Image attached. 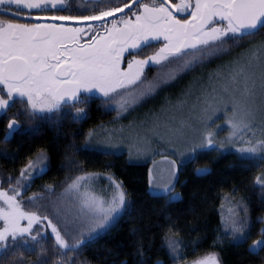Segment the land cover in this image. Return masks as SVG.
Returning <instances> with one entry per match:
<instances>
[{
	"label": "snow or ice",
	"instance_id": "6c2138e0",
	"mask_svg": "<svg viewBox=\"0 0 264 264\" xmlns=\"http://www.w3.org/2000/svg\"><path fill=\"white\" fill-rule=\"evenodd\" d=\"M87 7L88 12H72L69 0H0V12L11 15L0 18V112L7 116L15 103L21 105V111L8 119L0 145H7L20 132L36 135L44 114L55 113L54 122L59 123L65 107L74 109L69 118L80 123L87 118L88 94H98L105 108L114 105L119 116L129 104L152 94L161 82L168 83L182 71L203 67L205 62L242 48L249 41L230 62L231 70L220 89L213 88L199 100V110L193 105L188 118L174 130L177 143H190L191 148L181 152L174 147L172 154L194 157L197 149L220 152L233 148L242 159L264 165V39L252 42L264 33V0H195L194 6L189 0L178 4L169 0H91ZM185 12H190V19L177 18V13L183 17ZM20 16H26L25 22H17L15 18ZM86 32L90 42L81 44ZM161 38L163 46L140 58L154 46L153 41ZM125 53L132 59L127 69L121 70ZM150 65L160 74L153 81L146 79L145 68ZM217 113L223 114L229 130L225 139H219L221 125L214 119ZM25 123L29 127L25 128ZM121 142L123 137L116 130L100 125L99 131H88L82 148L108 157L116 155L110 149ZM134 147L137 154L144 150L129 145L130 156ZM0 157L12 158L7 150L0 152ZM48 161L47 152L40 149L14 182L12 176L8 177V190H0V220L4 223L0 229V264H8L9 256L33 254L36 264H48V229L54 239L52 264H89L79 259L84 249L106 236L130 208L122 182L112 175L107 177L113 190L111 199H107L92 187L101 174L89 172L77 175L65 189L75 197V213L54 203V219L46 214L43 194H34L25 204L18 197L28 190L30 181L47 171ZM169 164L167 181L156 182L150 170L149 185L157 198L163 194L171 202L180 199L176 192L179 168L175 159ZM208 171L207 167L197 168L196 174L202 176ZM255 183L264 192V173ZM47 191L54 189L49 185ZM233 194H226L221 203ZM246 213L245 208V217L240 218L234 212L228 221L222 216L225 235L217 239H228L236 246L247 243L251 228ZM21 221H27V225L22 226ZM33 225L40 227L34 229ZM169 232L178 236L171 228ZM165 242L172 264H188L181 240L166 236ZM248 251L264 253V228L251 240ZM136 252L141 264H147L143 247ZM192 264H223V260L220 252L213 250Z\"/></svg>",
	"mask_w": 264,
	"mask_h": 264
},
{
	"label": "trees",
	"instance_id": "16d2710c",
	"mask_svg": "<svg viewBox=\"0 0 264 264\" xmlns=\"http://www.w3.org/2000/svg\"><path fill=\"white\" fill-rule=\"evenodd\" d=\"M182 72L175 80L161 82L159 87L166 89L178 85ZM148 76V81H153L160 74L154 70ZM73 111L62 109L59 123L54 122L57 120L55 113L44 115L45 118L38 122L39 132L36 135L20 132L7 145H0V152L7 150L12 157H0V179L7 180L12 176L14 180L28 160L44 149L49 157L47 171L30 181L26 191L28 195L50 194L47 191L49 185L54 189L51 193L61 195L67 185L84 172L112 175L122 182L130 202L129 210L106 236L84 249L79 257L81 261L87 260L89 264H141L136 249L142 246L147 264H172L165 242L167 236L183 242L186 247L182 255L188 263L207 252L218 250L223 264H264V253L256 255L248 251L251 240L258 238L264 223V192L255 183L256 177L264 172V165L256 166L234 152H199L193 159L178 166L176 192L180 194V199L170 202L165 196L157 198L149 193V162L133 164L127 161L124 154L106 157L82 148L89 130L119 122L115 107L88 106L87 118L80 123L69 118ZM24 127L29 126L25 123ZM202 167H207L209 171L198 176L196 169ZM99 180L92 185L97 187V190L94 189L97 192L104 188ZM232 193L222 204L224 196ZM245 208L251 239L242 246H236L228 239L218 240L225 235L222 216L228 221L234 212H238L240 218H244ZM169 228L178 236L173 237ZM47 236L50 239L45 245L48 249L46 258L48 264H52L54 239ZM8 264H36V255L9 256Z\"/></svg>",
	"mask_w": 264,
	"mask_h": 264
},
{
	"label": "rangeland",
	"instance_id": "374dc122",
	"mask_svg": "<svg viewBox=\"0 0 264 264\" xmlns=\"http://www.w3.org/2000/svg\"><path fill=\"white\" fill-rule=\"evenodd\" d=\"M259 37L260 38H254L252 42L255 43L264 39V34ZM248 44L249 41H245L242 48L246 47ZM242 48L235 49L218 59L207 61L203 67H197L191 71L182 72L178 85L169 86L166 89L157 87L152 94L140 99L136 103L129 104L127 110L119 115L120 117H118L117 120L119 122H112L111 124L105 125L109 130L114 129L118 135L123 137V142H121L117 148L110 149V151L116 154H124L129 163H150L148 191L151 195L156 196V193L149 185L150 170L155 181L163 184L168 179L170 160H177L179 166L194 158L191 154H172L174 147L180 148L181 152L191 148L190 143H177L174 130L179 128L182 120L188 118L193 105H198L197 110H199V107H202V105H199L198 101L203 99L208 93H211L213 88L217 90L220 89L224 77L227 76L231 70L229 66L230 62L241 54ZM137 92H139V89ZM214 119L221 125L219 139H225L229 130L227 125L223 122V114L217 113ZM121 129H123V132L119 131ZM97 130L99 131V128H97ZM101 135H103V133H101ZM190 138L191 137H189V139ZM169 141H172V143H169ZM132 144L144 150L137 154L136 148L134 147L132 148V154L130 156L129 145ZM202 151H207V149H197L196 154ZM225 152L236 153L233 148H226L220 151V153ZM107 177L108 176H100L99 179L102 180L97 179L103 183L104 188L100 189L98 192L95 191V193L107 199H111L113 190ZM96 188L97 187L93 189L97 190ZM0 190L8 189L0 188ZM159 196L164 195L161 194ZM45 197L46 199L43 201V204L46 206V214L52 216L54 219L56 218L55 208H53L54 203L62 210L72 213L76 211V200L74 196L65 193V196L62 197V194L55 195L50 193L46 194ZM18 199H21L27 204L28 198L24 197L23 193ZM0 205H2V201H0ZM32 207L38 208L39 206L34 205ZM39 210L45 212L44 208H40ZM62 222L63 218H61V223ZM21 225L26 226L27 221H21ZM3 226L4 223L0 220V229H2ZM39 227V225H33L34 229ZM262 228H264V223ZM41 231L43 232L45 229L41 228ZM47 235L51 236L50 229L47 230ZM204 255L205 254L202 256ZM188 264H192V262Z\"/></svg>",
	"mask_w": 264,
	"mask_h": 264
},
{
	"label": "flooded vegetation",
	"instance_id": "af4514ba",
	"mask_svg": "<svg viewBox=\"0 0 264 264\" xmlns=\"http://www.w3.org/2000/svg\"><path fill=\"white\" fill-rule=\"evenodd\" d=\"M145 2H150V0H145ZM181 0H169V3H180ZM189 2L194 6L195 4V0H189ZM91 3V0H69V4L71 5V11L72 12H88L90 11V8L87 7V5H89ZM27 10H25L26 12ZM177 18H187V19H190V12H185L183 14V17L181 16L180 13H177L176 14ZM0 18H11V15L10 13L8 12H0ZM17 20V22H25L26 20V16H20V17H17L15 18ZM31 22H36V21H31ZM59 23V22H57ZM68 26H72L71 24H69ZM90 42V39H89V35L87 34V32L83 35V37L81 38V41L80 43L81 44H87ZM165 43V41L161 38L159 41H153L152 44L154 45L153 47L151 48H147L142 54H141V57L140 58H144L148 55H151L153 54L155 51H157L159 49V47L163 46V44ZM125 57L126 59H124L122 62H121V70H126L127 69V63L129 60L132 59L131 56H128L127 53H125ZM156 71L157 68L156 66H148L145 68V73H146V79L149 80V76L148 75H151V72L152 71ZM141 87H145V86H141ZM6 95V94H4ZM83 96V94H81ZM101 98L99 97L98 94H88V100H87V107L88 106H91V105H101V102H100ZM112 108L115 107L114 105L111 106ZM129 107V106H128ZM62 109H72L71 107H65V108H62ZM21 111V105L20 103H15V106L11 107L8 112H7V116L4 115L3 112H0V137L3 138V133H4V130H5V127H6V124L8 122V119L10 117L13 116L14 113H17ZM74 113V111H73ZM123 114V113H122ZM44 115H49V114H44ZM120 117V116H119ZM20 174V172H19ZM19 174H17L13 180V182L15 181L16 178L19 177ZM7 180H3V179H0V184H2L3 186L0 187V188H3V189H8V185L7 184H4ZM30 183V182H29ZM23 196L24 197H31L33 195H28L27 192H24L23 193Z\"/></svg>",
	"mask_w": 264,
	"mask_h": 264
},
{
	"label": "crops",
	"instance_id": "0c3cea01",
	"mask_svg": "<svg viewBox=\"0 0 264 264\" xmlns=\"http://www.w3.org/2000/svg\"><path fill=\"white\" fill-rule=\"evenodd\" d=\"M65 193H66L65 191H63V192L61 193V194H62V197L65 196Z\"/></svg>",
	"mask_w": 264,
	"mask_h": 264
}]
</instances>
